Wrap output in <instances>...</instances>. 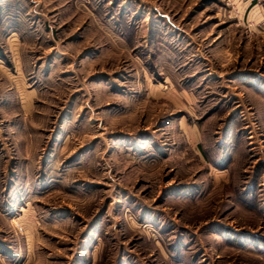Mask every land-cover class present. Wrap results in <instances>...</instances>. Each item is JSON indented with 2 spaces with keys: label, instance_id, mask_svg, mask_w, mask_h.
Here are the masks:
<instances>
[{
  "label": "rangeland",
  "instance_id": "1",
  "mask_svg": "<svg viewBox=\"0 0 264 264\" xmlns=\"http://www.w3.org/2000/svg\"><path fill=\"white\" fill-rule=\"evenodd\" d=\"M245 1L0 0V264H264Z\"/></svg>",
  "mask_w": 264,
  "mask_h": 264
},
{
  "label": "crops",
  "instance_id": "2",
  "mask_svg": "<svg viewBox=\"0 0 264 264\" xmlns=\"http://www.w3.org/2000/svg\"><path fill=\"white\" fill-rule=\"evenodd\" d=\"M243 7L244 10H242V15H244L248 19L258 22L259 20L264 18V10L252 0L245 1V3H243Z\"/></svg>",
  "mask_w": 264,
  "mask_h": 264
}]
</instances>
